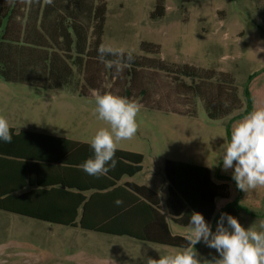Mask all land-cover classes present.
Returning a JSON list of instances; mask_svg holds the SVG:
<instances>
[{"label":"trees","instance_id":"obj_1","mask_svg":"<svg viewBox=\"0 0 264 264\" xmlns=\"http://www.w3.org/2000/svg\"><path fill=\"white\" fill-rule=\"evenodd\" d=\"M106 14L107 0H54L51 5L44 0H0V79L49 91L64 89L82 98L111 92L149 111L186 117L195 116L201 101L209 121L232 116L225 123L228 142L234 123L264 107V71L250 77L243 99L230 74L160 58L133 54L131 66L115 75L98 59ZM164 15V0H156L151 17ZM140 50L160 54V46L152 42H141ZM162 77L165 84L159 81ZM11 132V143L0 141L1 211L171 248L187 246L185 236L172 232L158 193L122 181L142 172V154L117 149L115 169L95 177L79 167L93 155L90 143L12 127ZM232 171L221 164L214 180L207 167L166 159L165 208L173 222L189 228L191 214L199 212L211 225L216 201L230 197V182L239 197L221 213L238 218L264 209V186L242 191ZM117 199L123 204L117 206Z\"/></svg>","mask_w":264,"mask_h":264},{"label":"rangeland","instance_id":"obj_2","mask_svg":"<svg viewBox=\"0 0 264 264\" xmlns=\"http://www.w3.org/2000/svg\"><path fill=\"white\" fill-rule=\"evenodd\" d=\"M155 4L156 0H107L103 44L169 64L230 74L243 99V87L250 77L264 71V0H164L165 15L157 19L151 17ZM144 41L158 44L160 54L142 53L140 44ZM159 81L166 83L163 77ZM95 95L82 98L64 89L49 91L0 79V116L17 130L89 142L101 128H109L95 112ZM194 114H164L141 106L136 118L137 134L117 144V149L144 156L142 172L122 181L156 191L172 232L183 236L189 228L174 223L166 212L168 182L164 161L207 167L217 180L228 143L225 123L232 117L209 121L201 101L196 103ZM238 197L234 182H230V197L216 201L213 232L222 209ZM237 219L245 228L258 229L259 221L264 220V209L242 213ZM195 249L202 264L219 258L216 250L203 241ZM179 250L0 210V264H146L149 257L159 259L160 254Z\"/></svg>","mask_w":264,"mask_h":264},{"label":"clouds","instance_id":"obj_3","mask_svg":"<svg viewBox=\"0 0 264 264\" xmlns=\"http://www.w3.org/2000/svg\"><path fill=\"white\" fill-rule=\"evenodd\" d=\"M12 2V0H9ZM22 3H39L40 0H21ZM54 0H44L47 5ZM107 57H114L107 59ZM98 59L114 69L119 76L134 62L131 51L101 44ZM98 119L107 122L109 128H101L89 141L93 155L79 167L90 176L100 177L115 169L117 144L137 134V115L141 105L111 92L95 95ZM0 141L12 142L11 126L6 117L0 116ZM223 170L233 169L232 179L238 189L247 192L264 186V107L254 108L232 125L230 141L222 154ZM116 205L123 204L121 199ZM226 221V224H225ZM187 246L175 254H160L159 259L147 258L146 264H202L195 245L201 241L215 249L219 258L204 260L203 264H264V220L258 229L245 228L230 214L221 213L213 232L211 225L199 212L190 217L189 229L184 237Z\"/></svg>","mask_w":264,"mask_h":264},{"label":"crops","instance_id":"obj_4","mask_svg":"<svg viewBox=\"0 0 264 264\" xmlns=\"http://www.w3.org/2000/svg\"><path fill=\"white\" fill-rule=\"evenodd\" d=\"M12 127V126H11ZM14 128V127H12ZM15 129V128H14ZM17 130V129H16ZM22 130H25V129H22ZM17 131H20V130H17ZM26 131H31V130H26ZM31 132H36V131H31ZM37 133H40V132H37ZM42 134H47V135H52V134H48V133H42ZM52 136H58V137H63V136H60V135H52ZM63 138H67V137H63ZM67 139H71V138H67ZM71 140H74V139H71ZM75 141H80V140H75ZM81 142H86V141H81ZM86 143H89V142H86ZM165 162V161H164ZM127 180L123 181V182H126Z\"/></svg>","mask_w":264,"mask_h":264}]
</instances>
